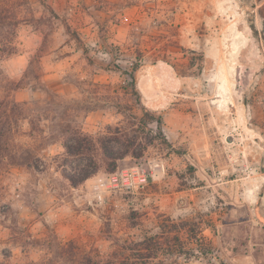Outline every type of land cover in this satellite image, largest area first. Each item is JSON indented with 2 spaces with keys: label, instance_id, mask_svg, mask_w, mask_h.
Wrapping results in <instances>:
<instances>
[{
  "label": "rangeland",
  "instance_id": "obj_1",
  "mask_svg": "<svg viewBox=\"0 0 264 264\" xmlns=\"http://www.w3.org/2000/svg\"><path fill=\"white\" fill-rule=\"evenodd\" d=\"M5 5L0 100L29 90L15 143L30 159L1 170L0 262L72 264L71 241L68 256L109 259L152 237L150 264H264V0ZM64 128L144 145L115 168L98 149L97 181L74 186ZM134 167L144 187L111 181Z\"/></svg>",
  "mask_w": 264,
  "mask_h": 264
},
{
  "label": "trees",
  "instance_id": "obj_2",
  "mask_svg": "<svg viewBox=\"0 0 264 264\" xmlns=\"http://www.w3.org/2000/svg\"><path fill=\"white\" fill-rule=\"evenodd\" d=\"M6 0H0V59H3L8 54H12L14 46H6L4 44L5 36L1 30L8 18V8L6 7ZM21 21L15 14L13 21L10 22L13 30L9 34L12 38L16 34V27ZM3 36V39H1ZM134 78V76H132ZM27 102H19L13 97H6L0 100V174L7 162L11 161L14 164H27L30 159V154L18 157V146L15 143L21 121L27 119L25 116ZM64 133H67L65 139V148L70 156L76 157L78 162V169L75 171L65 170L64 174L74 186L85 182L87 179L97 174L99 170V163L96 159L95 153L98 149L102 150L108 159L109 168H115L116 161L123 158L127 154L137 155L139 148L144 144L139 142L130 143L129 140H121V136L115 135L111 137H102L94 139L80 128H64ZM119 133V132H118ZM153 238L149 237L138 242L135 248L131 247L132 254L127 256L114 257L109 259L95 258L92 255L83 252H77L75 255L68 256L70 243L62 246L60 257L64 260L71 261L72 264H150L156 258L153 254ZM73 246V245H72ZM147 250V251H146ZM0 264H4L0 262Z\"/></svg>",
  "mask_w": 264,
  "mask_h": 264
},
{
  "label": "built area",
  "instance_id": "obj_3",
  "mask_svg": "<svg viewBox=\"0 0 264 264\" xmlns=\"http://www.w3.org/2000/svg\"><path fill=\"white\" fill-rule=\"evenodd\" d=\"M152 176L147 170L134 167L122 173H115L112 175L111 181L116 186L120 185L128 190H136L148 184Z\"/></svg>",
  "mask_w": 264,
  "mask_h": 264
},
{
  "label": "crops",
  "instance_id": "obj_4",
  "mask_svg": "<svg viewBox=\"0 0 264 264\" xmlns=\"http://www.w3.org/2000/svg\"><path fill=\"white\" fill-rule=\"evenodd\" d=\"M24 56H25V55H20L19 57H17V59H14V61H15V62H20V61H21V62H23V63H24L25 60L28 61V58H26V56H25V58H24ZM14 95H15V99H16L17 101H25V100H28V99H29V97H30V92H29V90L26 89V88H20V89H17V90L15 91ZM96 181H97V177H96V176H95V177H91V178H89V179H87V180L85 181V184H86V185H90V184L95 183Z\"/></svg>",
  "mask_w": 264,
  "mask_h": 264
},
{
  "label": "water",
  "instance_id": "obj_5",
  "mask_svg": "<svg viewBox=\"0 0 264 264\" xmlns=\"http://www.w3.org/2000/svg\"><path fill=\"white\" fill-rule=\"evenodd\" d=\"M262 169L264 170V158L262 159Z\"/></svg>",
  "mask_w": 264,
  "mask_h": 264
}]
</instances>
